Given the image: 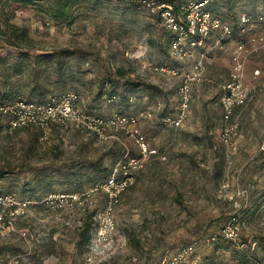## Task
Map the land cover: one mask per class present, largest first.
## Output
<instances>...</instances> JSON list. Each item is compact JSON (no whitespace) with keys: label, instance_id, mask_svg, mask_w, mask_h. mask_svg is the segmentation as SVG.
<instances>
[{"label":"rangeland","instance_id":"374dc122","mask_svg":"<svg viewBox=\"0 0 264 264\" xmlns=\"http://www.w3.org/2000/svg\"><path fill=\"white\" fill-rule=\"evenodd\" d=\"M139 1L93 0L56 21L47 15L45 1L23 7L0 0V97L18 98L41 76L38 86L49 95L74 92L82 110L101 116L152 112L139 129L166 159H146L122 193L110 251L95 264H130L132 257L136 260L131 264H162L180 245L202 238L196 245L197 264H240L229 254L230 244H220L210 254L211 245L204 241L234 213L246 224L240 235L247 240L248 264H264V43L245 63L243 83L252 97L236 110L240 136L229 155L219 139L217 83L227 79L239 34L218 41L212 33L181 61L171 56L167 32ZM208 6L231 25L243 12L264 16V0H217ZM262 32L264 23L255 29ZM198 60L212 82L192 86L188 117L181 126L163 124L162 117L177 112L181 75L164 77L148 64L188 71ZM104 88L118 93V99L106 103ZM127 152L138 158L134 141L125 134L101 142L84 128L64 126L54 127L41 142L35 131L0 121V191L29 202L12 230L0 233V262L83 264L85 232L93 234L106 201L103 191L92 189ZM58 193L83 194L84 209L39 202Z\"/></svg>","mask_w":264,"mask_h":264},{"label":"built area","instance_id":"2783aa9c","mask_svg":"<svg viewBox=\"0 0 264 264\" xmlns=\"http://www.w3.org/2000/svg\"><path fill=\"white\" fill-rule=\"evenodd\" d=\"M140 1L150 14L160 17L162 26L170 33V54L181 61L190 56L192 50L200 46L212 33L217 34L218 41L232 33L239 34L231 54L228 77L217 83L222 120L219 139L225 146L227 154H234L236 140L240 136V122L236 110L252 97L243 83L244 67L248 55L257 51L258 45L264 43V33H255L256 26L264 23V16L259 13L243 12L239 15L238 24L233 26L208 8L211 2L217 0H188L177 8L157 0ZM148 68L151 72L164 77L181 75L177 112L174 116H164L160 119L163 124L181 126L188 117L192 86L206 81L212 82L203 75V63L201 60L196 61L188 71H181L180 67L167 64H148ZM257 72L254 71L255 74ZM102 96L109 104L117 100L119 94L109 92ZM132 100L133 97L129 96V101ZM155 105L157 109L161 108L159 100L155 101ZM151 117L152 112L148 109L129 113L113 112L108 116L82 110L77 105V95L74 92L52 96L47 101L0 100V120H4L14 129L36 128L40 133L41 142L49 138L54 127L64 126L84 128L101 142L115 140L118 134H125L134 141L138 149V158L127 152L124 159L113 164L108 176L92 189L103 191L106 201L96 217V226L87 244L83 264H95L109 253L116 231L114 211L121 195L133 183L136 171L143 166V162L158 155V149L152 144L151 139L144 137L139 129V122L149 120ZM159 158L166 159L164 155H159ZM228 187L229 181L222 185L225 190ZM229 198L233 199V196ZM39 202L56 209L75 207L84 209V196L80 193L49 194ZM28 205V201L18 200L13 194H0V233L10 232L14 220L25 213ZM244 227L246 224L242 217L237 213L231 214L220 232L209 233L204 241H214L220 235L225 240L236 242ZM202 239L180 245L162 264H181L194 260L196 245L202 242ZM135 260L136 258L132 257L130 264ZM0 264L19 263L18 260L11 259L1 261Z\"/></svg>","mask_w":264,"mask_h":264},{"label":"trees","instance_id":"16d2710c","mask_svg":"<svg viewBox=\"0 0 264 264\" xmlns=\"http://www.w3.org/2000/svg\"><path fill=\"white\" fill-rule=\"evenodd\" d=\"M14 2H17L19 3L21 6H28V5H32V4H35V3H38V2H47L48 4V7L46 9V13L47 15L49 16L50 19H53V20H56V21H64L66 19H68L70 16H71V13H72V9L74 8V6L76 5H80L82 3H88V2H91L93 0H13ZM158 2H163V3H169V4H172L174 7H179L181 6L183 3H185L186 1L188 0H157ZM230 2H234L235 0H228ZM140 4L142 5L141 1H139ZM143 6V5H142ZM45 10V9H44ZM153 18H155L156 22L158 24H161V20H160V17L158 15H151ZM222 18V17H221ZM223 19V18H222ZM224 20V19H223ZM239 22V16H238V20L236 21V24H232L233 26H236ZM163 27V26H162ZM164 28V27H163ZM165 30V28H164ZM168 34V39L166 40V42L168 43V46H169V39H170V33L165 30ZM216 34V33H215ZM217 35V34H216ZM37 80H39V83L37 82ZM42 81V77L41 76H38L36 77V79H34L33 81V86H31L29 89H28V92H23L22 94H19L18 98H8V97H0V100H16V99H25V100H37V101H47L49 98H51L52 96H56V95H59V94H63V93H66V92H62V93H59V94H56V95H49L51 92L45 90L43 87H41L40 85L38 86V84H40ZM61 90H64V89H61ZM60 90V91H61ZM110 92H114V91H110ZM105 93H109V91L104 88V90H102L101 92V97L103 94ZM23 97H27L28 99L26 98H23ZM34 98H38V99H34ZM89 111V110H87ZM92 112V111H90ZM2 121V123H4L5 125H8L4 120H0ZM16 129H31L33 131H35L36 133V137L37 139L39 140V137H40V133L39 131L34 128V127H26V128H16ZM40 141V140H39ZM159 155H163L159 152L158 150V155H155V156H152L150 158H153V157H158L159 158ZM166 157V156H165ZM113 166V165H112ZM111 166V167H112ZM111 167L110 169L108 170V172L106 173L104 179L108 176L110 170H111ZM138 172V170L136 171V173ZM135 177H136V174H135ZM102 179V180H104ZM101 180V181H102ZM134 181H135V178H134ZM133 181V183H134ZM132 183V184H133ZM132 184H130L128 187H130ZM127 187V188H128ZM0 194H5V193H2L0 191ZM49 195V194H48ZM247 208V207H246ZM249 209V207L247 208ZM245 211H248V210H245ZM230 216V215H229ZM241 216V215H240ZM242 217V216H241ZM229 218V217H228ZM227 218V219H228ZM226 219V220H227ZM226 222V221H225ZM224 222V223H225ZM223 223V225H224ZM222 225V227H223ZM221 227V228H222ZM220 232V231H219ZM87 233V234H86ZM85 241H90V238L92 236H90L88 230L85 232ZM247 236V235H245ZM205 238V237H204ZM257 237L255 236V240L258 241V239H256ZM262 239V238H261ZM246 238H243L242 234L239 236V240H237L236 242H232V241H228V240H225L222 236H218V238L214 241H205L206 243H210L209 245H211V250H210V254H213L214 252H216L219 248H220V244H230L228 246H230V250H229V254L231 255L232 258L234 259H237L239 261L240 264H248L249 261H250V255H249V252L248 250H245V245H246ZM88 244V243H87ZM86 244V245H87ZM87 247V246H86ZM256 257H258V254H255ZM196 256L198 257V260L200 259V256L198 255V253H196ZM209 256H212V255H209ZM208 256V257H209ZM207 257V258H208ZM259 258V261H262V257H258ZM194 260H189V262H185V263H181V264H187V263H190V264H194V261L196 259L193 258ZM198 260L196 262V264L198 263ZM200 263V262H199ZM207 261L206 260H203L202 264H206ZM211 264H217L216 262H213Z\"/></svg>","mask_w":264,"mask_h":264},{"label":"crops","instance_id":"0c3cea01","mask_svg":"<svg viewBox=\"0 0 264 264\" xmlns=\"http://www.w3.org/2000/svg\"><path fill=\"white\" fill-rule=\"evenodd\" d=\"M208 8H209V6H208ZM210 9V8H209ZM211 10V9H210ZM213 12V11H212ZM228 77V76H227ZM197 260H198V257L196 256V259H195V261H194V264H196V262H197Z\"/></svg>","mask_w":264,"mask_h":264}]
</instances>
